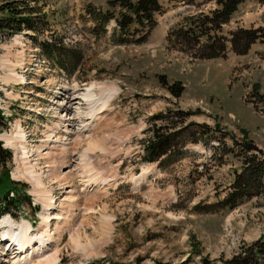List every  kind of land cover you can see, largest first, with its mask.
<instances>
[{"label":"rangeland","instance_id":"374dc122","mask_svg":"<svg viewBox=\"0 0 264 264\" xmlns=\"http://www.w3.org/2000/svg\"><path fill=\"white\" fill-rule=\"evenodd\" d=\"M45 1L43 33L21 30L0 40V133L13 138L20 130L25 140L0 138L10 152L0 174L5 170L25 194L11 206L13 215L0 219L28 222L33 234L46 230L51 238L37 255L30 250L37 241L17 254L0 241V264H215L256 239L264 231V192L251 187L233 206L219 200L244 158H260L243 148V138L264 149V0H242L218 29L207 30L224 53L202 58L196 54L206 35L191 41L183 18L210 15L216 0H158L162 11L153 13L145 38L124 43L115 42L112 18L91 30L85 4L104 8L107 0ZM240 27L258 37L236 53L230 39ZM41 39L79 53L71 72L59 67L60 56L43 54ZM173 82L182 87L178 95ZM104 87L114 94L98 126H81L90 113L80 99L90 88L101 96ZM78 102L82 112L75 115ZM179 108L182 124L204 122L208 131L188 141L195 135L189 127L178 144L183 152L162 166L143 159L150 116L169 111L174 118ZM65 125L69 138L56 141ZM80 129L81 141L71 142ZM84 132L99 146L87 150ZM30 165L34 178L25 172Z\"/></svg>","mask_w":264,"mask_h":264},{"label":"trees","instance_id":"16d2710c","mask_svg":"<svg viewBox=\"0 0 264 264\" xmlns=\"http://www.w3.org/2000/svg\"><path fill=\"white\" fill-rule=\"evenodd\" d=\"M45 0H0V40L9 35L28 30L31 37H35L43 33L47 29L48 11L44 10ZM242 0H216V7L211 10L210 15L191 14L186 15L183 20L188 25L184 30L186 37L191 41L199 42V37L204 33L206 38L199 42V51L196 56L215 57L224 53V44L215 33H210L218 29L220 25L229 19L232 11L235 10L237 4ZM46 2V1H45ZM88 18L91 19L96 27L91 30L97 33V27L101 29L103 23L110 18L113 19L114 29L117 32L115 42H137L145 38L148 28L153 21V13L162 11L158 0H107V7H95L87 2L84 6ZM176 31L179 29L175 28ZM172 31L171 29L169 32ZM114 32V33H115ZM182 34L184 32H181ZM212 35L211 39L207 38ZM258 34L247 28H238L231 33V47L236 53L246 51L248 45L257 39ZM41 51L49 58H57V63L61 69L71 72L75 63L80 56L72 47H65L59 41L51 39H41L38 41ZM58 50L64 51L62 54ZM170 89L174 95H178L182 87L179 83L173 82ZM169 111L157 113L150 116V121L146 127L150 131L145 139L144 153L145 160H156L157 165L161 164L169 157L182 153L183 149L178 145L184 144L181 138L189 134V127H194L188 141H196L197 135H202L208 131L207 124L204 122H196L189 120L188 123L182 124V114L184 109H175L174 118H170ZM3 114L0 109V128L5 124ZM155 118H160L164 122L156 124ZM191 125V126H190ZM196 129V130H194ZM187 132L188 134H186ZM144 142V141H143ZM243 148L247 151L257 153L260 158L252 156L244 158V164L240 172L235 173L230 183L229 190L219 200L221 205L233 206L241 197L248 196L252 192L245 190L254 187L264 192V149L260 148L249 139L243 138ZM165 157L160 158L161 155ZM10 158V152L1 145L0 142V165ZM0 174V214L4 212L12 213L11 206L18 204L21 197H24L22 187H16L15 182L10 180L5 174ZM7 184V186H6ZM6 186V187H5ZM5 187V188H4ZM4 188V189H2ZM2 189V190H1ZM9 190H13V194L9 195ZM177 264H186L185 260H181ZM215 264H264V231L254 240L248 243H242L238 249L225 258H219Z\"/></svg>","mask_w":264,"mask_h":264},{"label":"bare ground","instance_id":"6f19581e","mask_svg":"<svg viewBox=\"0 0 264 264\" xmlns=\"http://www.w3.org/2000/svg\"><path fill=\"white\" fill-rule=\"evenodd\" d=\"M95 89H98V88H95ZM94 90H93V88H90L86 93H84L83 94L84 100L83 99L81 100L80 98L77 97L78 99H80V101H82V103H83V101H85L84 104L87 105L88 111L90 113V116L85 118V119H88V118L89 119L82 122L81 126H83L85 124H87V127H89V125L92 127L96 126L97 125L96 122H98L97 119L98 118L100 119V117H101V114H98V113H102L103 110L105 111V109H108V107H107L108 100L114 94L113 88H107V89L105 87H104V89L102 88L101 89L102 93L100 94L101 96H98L97 93H94ZM104 92H106V94H107L105 97L103 96ZM80 103L81 102L76 103L74 108H73V112L75 113V115L80 114V111L82 112L81 107H80ZM77 119H79V118H77ZM83 119L84 118H81L80 121H83ZM67 121L69 123V119ZM92 121H95V124H93ZM80 131H81V129L76 131V135L73 137L71 142H76V141L80 142L81 141L82 136H81ZM59 132H57L58 137L57 138L55 137L56 141H58L59 138H64V137L66 139L69 138V137H67V135H69L70 131L67 129V126H66V128H64V130H61ZM84 133L86 136H85V138H83V140H85L84 142H86L87 143L86 145H88L87 150H91L92 148L99 146L98 142H95V140H94L95 139L94 135H91L90 133H89V135H87V132H84ZM0 138L5 139L10 144H13V141H12L13 138H18L20 140L24 139V138H22L20 130H18L16 132V134H15V136H13V138L11 137V134H8V133H0ZM24 141L25 140H22V142H24ZM94 143H96V144H94ZM22 144L23 143L19 144L20 149L22 150L23 155H26L25 146ZM61 144H63V143H61ZM63 146L64 145H61L60 147H61L62 151L63 150L65 151L66 149L63 148ZM25 168H26L25 172H27V175L30 178H34V171L32 170V166L31 165L26 166ZM30 226L31 225H29L28 222L17 223L15 221H12L10 218L3 217L2 219H0V238L2 237V239H0V241H3V243H4L3 245H6L7 240H5L4 238L7 237L9 239V243L7 244V247H12V246H10V244H12V245L14 244L17 247L16 248L17 249L16 254L20 253V252H24V251L26 252L27 247H28L27 244L30 243L31 241L32 242L37 241V245L35 247H33V245L31 246V248H32V249H30V250H32L31 255L33 253H35L36 255L37 254H43L44 253L43 251L45 250L44 249V246H45L44 243H46L48 240H50L51 236H50V234H48V232L46 230L39 233V234H33ZM26 253H28V251ZM22 260H23V258H22ZM30 262H31V260H30ZM45 264H49V261L46 262Z\"/></svg>","mask_w":264,"mask_h":264}]
</instances>
